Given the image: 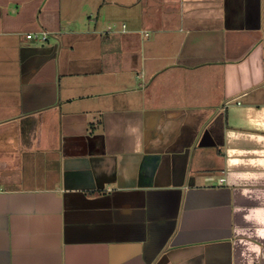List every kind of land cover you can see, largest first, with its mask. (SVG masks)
Listing matches in <instances>:
<instances>
[{"label": "crops", "instance_id": "crops-1", "mask_svg": "<svg viewBox=\"0 0 264 264\" xmlns=\"http://www.w3.org/2000/svg\"><path fill=\"white\" fill-rule=\"evenodd\" d=\"M0 264H264V0H0Z\"/></svg>", "mask_w": 264, "mask_h": 264}, {"label": "built area", "instance_id": "built-area-1", "mask_svg": "<svg viewBox=\"0 0 264 264\" xmlns=\"http://www.w3.org/2000/svg\"><path fill=\"white\" fill-rule=\"evenodd\" d=\"M28 38L30 39H35L39 41H46L48 38V33L47 32H33L27 35Z\"/></svg>", "mask_w": 264, "mask_h": 264}]
</instances>
